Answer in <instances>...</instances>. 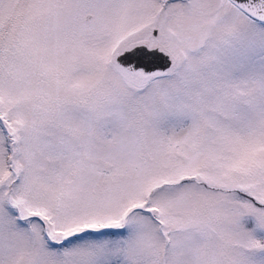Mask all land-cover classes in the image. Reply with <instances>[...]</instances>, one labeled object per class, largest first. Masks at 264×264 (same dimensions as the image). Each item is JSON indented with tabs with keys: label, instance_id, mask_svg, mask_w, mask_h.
<instances>
[{
	"label": "snow or ice",
	"instance_id": "6c2138e0",
	"mask_svg": "<svg viewBox=\"0 0 264 264\" xmlns=\"http://www.w3.org/2000/svg\"><path fill=\"white\" fill-rule=\"evenodd\" d=\"M0 264H264V0H0Z\"/></svg>",
	"mask_w": 264,
	"mask_h": 264
}]
</instances>
